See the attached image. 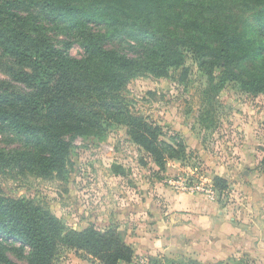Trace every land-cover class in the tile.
Wrapping results in <instances>:
<instances>
[{
  "label": "trees",
  "instance_id": "trees-1",
  "mask_svg": "<svg viewBox=\"0 0 264 264\" xmlns=\"http://www.w3.org/2000/svg\"><path fill=\"white\" fill-rule=\"evenodd\" d=\"M31 9L44 12L50 24L63 25V33L80 44L82 57L69 55L66 42L62 48L53 45L39 19L28 14ZM98 26L106 33H96ZM128 28L139 50L133 54L106 46L107 34ZM180 48L200 66L207 58L221 68L256 62L264 78V0H0V51L13 59L12 79L23 87L18 91L0 81V128L23 141L19 149L0 151V173L13 168L61 178L71 148L63 135L103 137L114 123L127 127L131 141L163 169L160 128L135 113L128 91L140 77L167 75L179 63ZM251 85L260 91L257 82ZM213 185L226 187L218 177ZM8 247L16 252L27 247L26 264H53L61 248L83 252L100 264H129L134 256L118 230L67 229L42 205L6 197L0 189V264H18L6 257ZM146 260L200 264L164 256Z\"/></svg>",
  "mask_w": 264,
  "mask_h": 264
},
{
  "label": "rangeland",
  "instance_id": "rangeland-1",
  "mask_svg": "<svg viewBox=\"0 0 264 264\" xmlns=\"http://www.w3.org/2000/svg\"><path fill=\"white\" fill-rule=\"evenodd\" d=\"M28 14L39 19L53 45L62 48L66 42L69 55L82 57L80 44L63 33V25L50 24L39 9H31ZM173 29L182 32L179 27ZM94 31L106 33L103 26ZM129 32L130 28L120 35L107 34L106 46L134 54L140 49L136 46L139 40ZM177 59L178 65L164 77L145 75L133 80L128 91L135 113L160 128V140L165 145L163 169L131 141L127 127L114 123L103 137L63 135L71 148L69 165L61 178L21 174L13 168L2 171V194L35 201L67 229H116L130 247L135 238L158 233L152 225L157 220L154 212L158 208L166 210L170 190L177 196L213 197L225 214L260 217L262 213L253 208L255 201L264 203V78L256 69L258 63H228L221 68L207 58L200 66L185 48L178 50ZM16 67L13 59L0 51V81L13 83L19 91L23 87L12 79ZM228 67L237 79L232 78ZM254 81L260 91L253 89ZM22 146L20 137L0 128V151ZM215 177L225 180V189L214 187ZM178 181L196 184L205 192H191L172 184ZM210 186L213 196L207 193ZM260 211H264L263 206ZM5 255L15 263L26 264L30 250L24 247L16 252L8 247ZM141 258L146 259L134 255L132 263L140 264ZM172 260L180 263L188 259L176 256ZM232 263L251 264V260L235 259ZM53 264L100 263L83 252L61 248Z\"/></svg>",
  "mask_w": 264,
  "mask_h": 264
},
{
  "label": "crops",
  "instance_id": "crops-1",
  "mask_svg": "<svg viewBox=\"0 0 264 264\" xmlns=\"http://www.w3.org/2000/svg\"><path fill=\"white\" fill-rule=\"evenodd\" d=\"M167 197L166 210L158 208L154 212L157 220L152 225L158 233L154 237L135 238L131 243L134 255L170 259L182 256L200 264H233L230 259L264 264V222L260 221V217L264 218V211H260L263 201L253 202V208L262 213L260 217H246L244 213L239 216L225 214L220 202L213 197L177 196L171 190ZM129 264H133L132 261Z\"/></svg>",
  "mask_w": 264,
  "mask_h": 264
},
{
  "label": "built area",
  "instance_id": "built-area-1",
  "mask_svg": "<svg viewBox=\"0 0 264 264\" xmlns=\"http://www.w3.org/2000/svg\"><path fill=\"white\" fill-rule=\"evenodd\" d=\"M172 184L181 187L183 190H190L191 192L193 191L205 192L204 188H200L196 184L187 183L185 181L184 182H180V181L172 182ZM207 193L209 194V196L214 195V190L212 186H210ZM145 262H146V259H142V258L139 259L140 264H144Z\"/></svg>",
  "mask_w": 264,
  "mask_h": 264
},
{
  "label": "water",
  "instance_id": "water-1",
  "mask_svg": "<svg viewBox=\"0 0 264 264\" xmlns=\"http://www.w3.org/2000/svg\"><path fill=\"white\" fill-rule=\"evenodd\" d=\"M247 173V172H246Z\"/></svg>",
  "mask_w": 264,
  "mask_h": 264
}]
</instances>
